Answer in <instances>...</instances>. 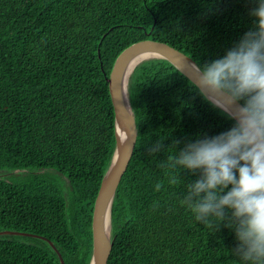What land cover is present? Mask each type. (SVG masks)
Returning a JSON list of instances; mask_svg holds the SVG:
<instances>
[{"label":"trees","instance_id":"trees-1","mask_svg":"<svg viewBox=\"0 0 264 264\" xmlns=\"http://www.w3.org/2000/svg\"><path fill=\"white\" fill-rule=\"evenodd\" d=\"M258 2L0 0V264H91L94 206L116 152L117 58L154 40L202 67L254 29ZM128 94L138 139L112 206L108 264H245L234 228L196 221L164 166L235 121L166 59L138 64ZM157 141L165 150L150 155Z\"/></svg>","mask_w":264,"mask_h":264},{"label":"clouds","instance_id":"clouds-1","mask_svg":"<svg viewBox=\"0 0 264 264\" xmlns=\"http://www.w3.org/2000/svg\"><path fill=\"white\" fill-rule=\"evenodd\" d=\"M251 15L254 29L225 56L202 67L192 65L195 86L234 126L187 143L164 166L171 170V185H184L180 204L196 221L213 232L221 224L234 228L239 243L233 254L245 264H264V0ZM239 101L243 105L232 113L231 105ZM163 150L157 141L149 154ZM184 171L199 177L185 183Z\"/></svg>","mask_w":264,"mask_h":264},{"label":"water","instance_id":"water-1","mask_svg":"<svg viewBox=\"0 0 264 264\" xmlns=\"http://www.w3.org/2000/svg\"><path fill=\"white\" fill-rule=\"evenodd\" d=\"M142 54L149 55L148 58H145L142 61L151 58L166 59L192 83L196 80V73L192 68V65H196V63L183 52L164 42L154 40L136 42L126 48L117 58L111 75L108 78L109 92L116 120V152L110 169L102 182L94 206L92 223L93 258L91 264H108L112 252L113 242L111 234L108 235L106 231L107 213L108 211L110 213L111 231V212L114 198L118 187L128 170L138 139L136 119L130 105L128 94V82L130 76L126 85V101H124L122 94V83L125 80L124 75L130 65V62ZM242 105L243 104L240 101L236 102L231 105L230 111L235 113ZM126 136L127 139L125 140ZM3 233L5 234L8 232Z\"/></svg>","mask_w":264,"mask_h":264},{"label":"bare ground","instance_id":"bare-ground-1","mask_svg":"<svg viewBox=\"0 0 264 264\" xmlns=\"http://www.w3.org/2000/svg\"><path fill=\"white\" fill-rule=\"evenodd\" d=\"M148 54H142V55H139L137 56L136 58H134L131 62H130V65L128 67V69L126 70V73L124 75V81L122 83V94H123V98H124V101L127 100V96H126V85H127V82H128V78L132 72V70L134 69V67L140 63L143 59L145 58H148ZM106 231L109 234H111V231H110V213L108 211L107 213V220H106Z\"/></svg>","mask_w":264,"mask_h":264}]
</instances>
